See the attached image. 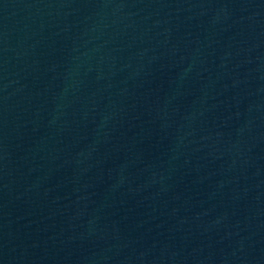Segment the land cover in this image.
<instances>
[{
  "label": "water",
  "instance_id": "95a60500",
  "mask_svg": "<svg viewBox=\"0 0 264 264\" xmlns=\"http://www.w3.org/2000/svg\"><path fill=\"white\" fill-rule=\"evenodd\" d=\"M0 264H264V0H0Z\"/></svg>",
  "mask_w": 264,
  "mask_h": 264
}]
</instances>
